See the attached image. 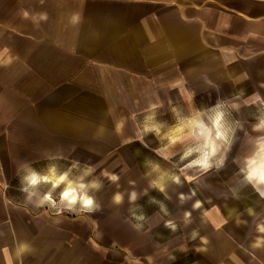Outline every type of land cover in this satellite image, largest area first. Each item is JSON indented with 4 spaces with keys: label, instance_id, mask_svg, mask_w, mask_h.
I'll list each match as a JSON object with an SVG mask.
<instances>
[{
    "label": "crops",
    "instance_id": "1",
    "mask_svg": "<svg viewBox=\"0 0 264 264\" xmlns=\"http://www.w3.org/2000/svg\"><path fill=\"white\" fill-rule=\"evenodd\" d=\"M123 97L134 99L129 109L110 100ZM166 98L183 109L220 105L264 116V0H0V248L29 244L23 264H264L258 223L245 234L238 218L230 230L224 207L205 219L193 215L201 206L196 193L234 203L231 188L212 180L196 192L144 185L132 150L114 160L131 184L103 185L95 212L58 213L26 200V167L81 175L92 157L91 127L103 147H143L139 130L149 117L158 131L169 127L153 121L174 113L157 109ZM257 123L244 118L236 128L233 166L257 153L264 137L253 130ZM197 124L184 138L198 137ZM108 128L115 141H107ZM227 160L207 177H226ZM255 190L264 198V185ZM166 200L174 205L168 219Z\"/></svg>",
    "mask_w": 264,
    "mask_h": 264
},
{
    "label": "rangeland",
    "instance_id": "2",
    "mask_svg": "<svg viewBox=\"0 0 264 264\" xmlns=\"http://www.w3.org/2000/svg\"><path fill=\"white\" fill-rule=\"evenodd\" d=\"M110 100L115 101V103L121 101L120 105L122 109H129L134 99L130 97H123L120 99L112 98ZM160 102L157 109H170V111L174 113H164V115L157 113V117L153 120L154 125L159 123L158 125H165V127H169L164 130H159L158 134L155 132L146 133V131H142V129H140L139 132L143 136V141L145 142V146L143 147L136 145H115L103 147L97 144V141L99 140L98 137H92L95 133H97V130L93 129V127L90 128V153L92 157L88 166L94 168L95 171L91 176H89V181L92 179H99L103 185L111 187H118L122 184L130 185L131 179L128 177V173L125 174L120 169H117L115 167L114 160L115 155L125 153L128 154L127 151L132 150L133 152L137 153L138 159L141 163V172L143 174L142 181L144 185L147 183L149 186L163 189L171 186L186 185L187 188H192V190L196 192L197 188L204 187L208 184L207 182L212 180L214 182L217 181L219 185L231 188V191H234V203H230L232 201L231 199H210V196L207 194L199 195L196 193L197 199L201 201V206L196 213H193V215H198V218L201 217L205 219L210 209H214L218 212L219 207H224L220 211L222 212V215L227 218L225 219L226 222H230L231 227L233 225L231 223L235 221L237 223L238 221L236 219L238 218V220H242L244 221L243 223H245V225L237 226L239 228L238 232H244L247 234V232L251 229L248 225L252 223H258L260 227H257V229L260 231L259 233L254 234L257 238H264V198H261L257 194L256 190L251 184H248L243 180V175L240 172V169L243 168L245 164L241 165V162H236V166H233L232 162L230 161L232 152L228 150L225 153V158L228 159L226 163V169L229 167V172L227 173L226 177L216 179L207 177V175H209V171L207 173H202L194 169H185L184 164H186L187 161H181L180 159V156L182 155L185 148L191 146L198 138L194 137L192 140L191 138H184V135L188 134L189 131L187 128L188 125H193L195 122L198 123L197 125L199 126L201 118L207 121L208 115L214 113L216 109H183V105L178 102V99L166 98V100H164L162 103ZM113 106L114 105H111V107ZM220 110L224 111L225 113V127L228 132L230 142L236 128L242 125L244 118L248 123H256L261 116V112L258 113L257 109H254L255 113H252V109H239L238 114L232 113L229 109ZM184 125H186V127ZM106 130L108 134L107 141H115L114 136L112 135L115 133L114 130L109 128ZM128 130L129 127L127 131ZM167 136L168 139L166 138ZM30 148L32 149V147ZM58 150L60 151L61 149L59 148ZM103 151L106 152V155H102L104 154ZM65 152V149L60 151V153L63 155L66 154ZM153 152L155 153L153 154ZM65 168V165L60 167L62 170H65ZM232 168H234L235 171L230 173ZM221 169H223V166L220 169L213 168L211 170L214 172ZM105 172L108 173L107 176L103 175ZM75 176L76 175H74V177ZM112 176H115L116 179L112 180ZM174 177L176 178L175 180ZM177 180L178 182H176ZM17 182V180H14L11 182V185L16 187L18 185ZM114 190L117 189L115 188L112 191ZM96 192H94V195ZM228 202L230 204L225 208ZM164 205L167 208L165 218L168 219L171 216V211L169 210L173 209L174 205L172 200H166ZM234 217L235 219H233ZM237 227L234 228L233 226L230 230L232 231V229H236L235 231H237ZM254 230L255 228L253 231ZM246 241L247 239L244 242L246 243ZM187 259L190 258L187 257Z\"/></svg>",
    "mask_w": 264,
    "mask_h": 264
},
{
    "label": "clouds",
    "instance_id": "3",
    "mask_svg": "<svg viewBox=\"0 0 264 264\" xmlns=\"http://www.w3.org/2000/svg\"><path fill=\"white\" fill-rule=\"evenodd\" d=\"M154 107V106H153ZM214 109L216 111L208 115L207 121L201 118L198 126V138L195 142L185 148L180 156L185 169H194L202 173H207L213 168L220 169L224 165L225 153L230 148L229 135L225 127V113L220 110V105ZM151 117L146 121L145 131L155 132L158 129L151 126ZM123 127V122L117 124L119 132ZM254 131L264 130V116L259 118V123L253 126ZM73 168L78 164H73ZM95 171L94 168L85 166L79 176H72L71 169L59 171L56 165L48 167L46 172H39L31 167H26L25 174L20 178L21 191L26 195V200L34 203L36 207L56 209L57 212H95L99 208L94 192L99 191L103 184L99 179L86 180ZM243 180L251 184L255 189L257 185H264V137L257 138V153L245 161V166L240 169ZM103 175L107 176L105 172ZM112 180L116 177L112 176ZM176 178L174 177V180ZM178 182V180L176 181ZM41 186H48L47 190L41 191ZM59 189V192L57 190ZM160 188V191H163ZM258 190V189H257ZM264 197V192L259 193ZM35 198V199H34ZM132 200L136 199V194L132 193ZM115 203L122 201V196L116 194L113 197ZM32 248L27 243L17 244L14 252L5 246L0 248V254L4 257L5 264H23V257L30 254Z\"/></svg>",
    "mask_w": 264,
    "mask_h": 264
}]
</instances>
